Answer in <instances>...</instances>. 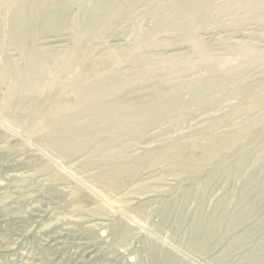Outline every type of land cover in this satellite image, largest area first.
<instances>
[{
	"label": "rangeland",
	"instance_id": "obj_1",
	"mask_svg": "<svg viewBox=\"0 0 264 264\" xmlns=\"http://www.w3.org/2000/svg\"><path fill=\"white\" fill-rule=\"evenodd\" d=\"M0 264H264V0H0Z\"/></svg>",
	"mask_w": 264,
	"mask_h": 264
},
{
	"label": "bare ground",
	"instance_id": "obj_2",
	"mask_svg": "<svg viewBox=\"0 0 264 264\" xmlns=\"http://www.w3.org/2000/svg\"><path fill=\"white\" fill-rule=\"evenodd\" d=\"M35 2V1H34ZM261 3V2H260ZM37 6V5H36ZM27 7V6H26ZM29 7V6H28ZM36 8V7H35ZM34 8V9H35ZM39 10V9H38ZM42 10V9H41ZM48 11H46V13H47ZM29 13V12H28ZM28 16V15H27ZM7 36V35H6ZM29 59V58H28ZM85 64V63H84ZM30 65V64H29ZM78 67V66H77ZM165 67V66H164ZM81 70V69H80ZM1 72H2V70H1ZM103 88V87H102ZM5 92V91H4ZM7 95H8V93H6ZM251 99V98H250ZM258 104V103H257ZM5 105V104H4ZM245 105V104H244ZM53 124V123H52ZM245 127V126H244ZM247 129V128H246ZM52 133V132H51ZM237 134V133H236ZM112 139V138H111ZM211 143V142H210ZM180 144V143H179ZM221 145H223V144H221ZM186 146V145H185ZM218 146V145H217ZM187 147V146H186ZM219 147V146H218ZM208 149V148H207ZM219 149V148H218ZM209 150V149H208ZM155 151V150H154ZM220 151V150H219ZM153 152V151H152ZM144 153V152H143ZM210 154V153H209ZM195 155H197V154H195ZM207 159V158H206ZM199 160V159H198ZM258 160V159H257ZM204 162H207V161H204ZM256 163V162H255ZM231 167V166H230ZM233 169V168H232ZM235 169H237L238 170V168H235Z\"/></svg>",
	"mask_w": 264,
	"mask_h": 264
}]
</instances>
